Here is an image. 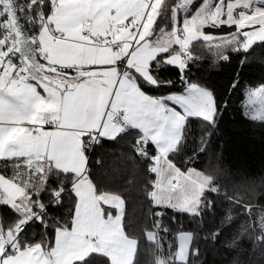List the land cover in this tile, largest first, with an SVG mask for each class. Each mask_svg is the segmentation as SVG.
Masks as SVG:
<instances>
[{"label": "trees", "instance_id": "1", "mask_svg": "<svg viewBox=\"0 0 264 264\" xmlns=\"http://www.w3.org/2000/svg\"><path fill=\"white\" fill-rule=\"evenodd\" d=\"M11 1L18 11L29 3ZM236 32L234 25L205 27L206 39H197L187 48L184 78L166 65L156 77L162 86L170 82L174 90L184 89L191 81L210 90L216 98L215 122L188 119L177 143L179 150L175 148L167 156L179 170L193 169L207 177L197 213L153 207L155 176L149 169V159L137 155L140 134L135 130L121 133L115 141L102 139L88 156L96 191L123 198L124 231L129 238L139 240L135 264H177V236L182 232L191 234L186 264H264V120L253 119L242 106L247 90L264 85V40L247 51L232 45L214 46ZM28 33L32 35L29 30ZM175 50L176 46L169 49L168 55ZM167 91V86L152 89V95L161 96ZM148 152H154L151 146ZM21 164L28 165L29 173L34 171L42 180L45 178L36 179V185L33 182L25 192L31 210L40 211L41 201L58 206L41 213L44 225L35 221L27 225L18 244L20 248L40 245L50 249L57 232L72 224L76 199L69 187L73 176L53 167L45 174L42 168L22 158L0 161V174L19 188L25 182L20 171L27 168ZM57 188L66 191L55 199ZM158 211L163 213L161 227L150 232L155 234L153 242L145 240V230L153 229V215ZM18 223L19 217L12 209L0 207L3 232ZM87 264H107L106 257L93 254Z\"/></svg>", "mask_w": 264, "mask_h": 264}, {"label": "snow or ice", "instance_id": "2", "mask_svg": "<svg viewBox=\"0 0 264 264\" xmlns=\"http://www.w3.org/2000/svg\"><path fill=\"white\" fill-rule=\"evenodd\" d=\"M47 2L51 8L53 0ZM195 3L196 0H182V6L189 10ZM202 4L192 12L191 19L186 20L193 29L206 25V14ZM40 7L39 18H34L38 30L35 38L30 40V43L38 45L35 50L28 47V41L12 39L15 33L10 32L6 26L7 14L0 15V32L4 33L0 36V125L6 120L15 121L26 115L34 103L39 102L48 106L45 113L38 117L33 116L28 121L33 127L27 129L25 137L17 141L13 156L9 158L32 155L42 164L44 156L51 148L65 156L73 169L79 167L82 160V170L79 172L73 170L71 175H78L81 178L79 182L81 192L86 193L90 190L92 197L97 199V204L93 205L85 197V217L91 220L99 204L114 210L108 212L105 217L104 208H100L103 228L110 234L107 243L111 251L106 254L107 264H135L139 240L129 238L124 231L121 215L123 198L112 193L96 191V185L90 175L85 145L101 143L102 139L115 141L121 133L129 129L135 130L141 137L137 143L143 146V151H138L137 155L142 154L148 158L153 176L162 179L164 173L153 167L158 161L157 152L163 150L161 144L166 143L181 125H186L188 119H207L209 123H214V114L205 117L193 113H202L209 107L215 113L218 110L215 95L200 85L192 84L191 81L182 90H174L170 82L163 86L160 84L156 77L158 72L163 70L162 65L180 73L182 79L187 68V65L182 66L180 62L169 59L165 42L160 39L155 41L157 45L155 48L152 47L153 42L150 40L146 50L140 49L137 52L130 47L124 56H120L110 65L70 62L63 44L71 40L69 31L73 27H79L80 35L83 37L87 31L83 27L84 20L81 16L70 14L69 23L63 27L55 23L49 25L44 22L50 20L51 13H45L42 4ZM115 12L116 9L113 8L108 14L111 16ZM161 12L162 10L157 11V20ZM91 18L92 14H87V19ZM135 19V13H126L123 23L126 26L129 21ZM149 20L150 12L144 9L143 18L140 20L141 31ZM179 23L177 19L175 24ZM155 25L156 21L152 20L151 28L154 29ZM16 31L18 32V29ZM131 31L129 29L130 34ZM152 34L149 30V35ZM104 37L107 38V32L104 33ZM144 39L147 40V37ZM89 40L95 43L91 35ZM243 50L247 51V48ZM145 51L151 55L145 57ZM113 72L114 77L106 75ZM165 86L168 87L166 94L159 97L152 95V89ZM5 94L9 98H6ZM243 99L244 107L259 105L264 109V85L259 89L247 90ZM2 131L3 128L0 127V132ZM41 133L47 135L42 137ZM150 146L154 148L151 155L148 152ZM176 150H179V144ZM168 155L170 157L171 153ZM153 187L155 188L156 184ZM54 195L62 197L63 192L57 188ZM73 195L75 196L76 192H73ZM105 196L110 199L105 200ZM60 202L62 203V200ZM159 205L160 200L154 199L153 207ZM57 206L45 205L41 201V211L45 213ZM162 215L163 213L159 211L156 213L158 218ZM33 218L37 224L44 225L42 216L37 217L34 213ZM156 227L158 225L154 224L153 229L145 230V240H149L148 233ZM154 239V236L151 237V241ZM100 242L97 239V243ZM92 255V252H88L80 257V264H87ZM177 264L180 262L177 261Z\"/></svg>", "mask_w": 264, "mask_h": 264}, {"label": "crops", "instance_id": "3", "mask_svg": "<svg viewBox=\"0 0 264 264\" xmlns=\"http://www.w3.org/2000/svg\"><path fill=\"white\" fill-rule=\"evenodd\" d=\"M113 8L117 10V8L112 5L106 12V9H101L98 7V1L96 0H53L52 14L50 15L49 20L50 25L51 23H55L57 26L63 27L69 23L70 14L81 16V19L84 20L83 27L89 30L91 32L92 38L99 42V44H93L89 38H86L84 35L81 37L79 27H73L71 31H69L71 40L63 44V47L67 51V59L70 62L78 64L110 65L120 56H124L130 47L137 52H139L140 49L146 50L148 48V41L150 37L149 30H151L153 33L151 23L149 25L146 24L147 28L146 25H144L142 31L140 30V21H129L125 26L123 23L125 16L122 20L117 17L121 12H115V14L111 16L108 14ZM122 9H124L127 14H133L130 12L133 10V8L130 10H127L126 8ZM162 9L163 7L160 5L158 9L154 10L155 13L153 20L156 22V13ZM136 10L138 12L142 11L143 5L138 4ZM89 13L92 14L91 20L87 19V14ZM126 13L123 12V14ZM137 17L138 16L136 14V18ZM137 26L139 27V31H137ZM129 29L132 30L131 34ZM105 32H107L106 39L104 37ZM138 32L139 34H137ZM259 32L261 38H259L258 41H263L264 30ZM145 37H147V40L144 39ZM164 46L168 49V44L165 43ZM152 47H157L155 42L152 43ZM150 55V52H144L145 57ZM134 59H136V57H134ZM172 59L173 57H171V60ZM106 75H112L114 77L115 74L113 72L106 73ZM5 96L6 98H9L6 94ZM47 110V105L39 104V102H37L31 106L29 112L26 115L17 118L15 121L6 120L3 125H0V127L3 128V131L0 132V161L5 159L10 160L9 157L13 156V150L16 148L17 141L25 137L29 125H33L28 121H30L33 116L38 117ZM52 110L54 111L55 109ZM182 129L183 125H181L180 128L176 130L174 135L168 139L166 143L161 144V148L163 150L157 152L159 155L158 161L153 165V167H156L159 171L164 173L162 179L159 178V176H155L154 184H156V187L153 191V200L158 198L161 201L163 199V193L158 194V189L159 193L164 190L167 205L170 203L169 200H172L174 195V190L172 191L171 188L174 186L179 187V180L182 181V179L179 178H184L186 176L185 171L179 170L167 160L168 153L175 150L177 143L181 138ZM40 135L43 137L46 136L47 133H41ZM140 138L141 137H139V139ZM41 151H43V149ZM138 151H143V146L140 144H138L137 147V152ZM17 158L24 159L25 163L35 165L38 167V169L42 168L45 174L46 172L48 173L49 167H53L54 169L67 173H72L73 170L79 172L83 168L82 160L80 166L73 169L71 163L65 156L59 154L51 148L48 149V154L44 156L42 164H40L32 155H28L27 157L19 155ZM79 182H81V178L78 175L73 176L71 190L76 192V207L72 218L71 227L67 230L64 229L57 232L54 246L47 250L40 245H35L33 247L20 248L17 251L11 250L10 253L4 255V246L8 241H10V237L7 238L8 234L4 236L5 233H2L0 230V264H73L74 262L80 261V257L86 255L88 252H92L93 254L99 252L101 253L99 255L106 257V254L111 251V247L107 243L110 238V234L104 230L100 219V208H104V205L99 204V206L96 207L95 214L91 220L87 219L84 213L85 197H87L89 202L93 205L97 204V199L92 197L90 190L86 193L81 192L79 188ZM182 182L184 186L188 187L190 190V182L187 183L186 180H183ZM2 183L7 185L0 175V197H4L6 195V192L1 189ZM8 187L18 196H24V191L17 185L12 186L10 183H8ZM204 188V184L200 183L198 191L199 193L197 192L198 195L202 196ZM169 196H171L170 199H168ZM104 199L107 200L110 198L105 196ZM11 201L13 204L16 202L19 203L17 199H11ZM159 207L165 208L168 206L165 204H160ZM110 211L114 210L110 208H104V216L106 217L107 213ZM153 236L155 237V234L150 233L149 239L151 240V237ZM177 238L179 242H187L188 247L190 246L191 238L188 235L181 234L179 237L177 236ZM97 239L101 242L97 243ZM187 254L188 252H186L185 255ZM184 257L187 259V256ZM182 259L184 258H178V252L176 251V260L179 262L186 261Z\"/></svg>", "mask_w": 264, "mask_h": 264}, {"label": "rangeland", "instance_id": "4", "mask_svg": "<svg viewBox=\"0 0 264 264\" xmlns=\"http://www.w3.org/2000/svg\"><path fill=\"white\" fill-rule=\"evenodd\" d=\"M98 1V7L101 9L107 10L110 6L114 5L117 8L116 13H120L117 17L119 19H123L126 11L122 8H126L127 10L132 9L130 12L137 14L136 21H140L143 18L144 9H148L150 12V20L147 25L151 23L154 19V10L158 9L161 5L163 7L160 18L157 20L155 28L153 29V34L150 35L149 40L153 43L157 40H163L166 44H168V49H172L173 46H176V50L169 53V59L173 57L172 60L180 62L182 66L188 59L187 48L188 46L197 39H206L205 34L203 33V29L205 27H217L220 25H234L237 27V32L230 36L226 37L222 40L214 43L216 48L224 47L228 45L237 46L238 48H248L249 46L256 43L260 36L259 31L264 30V0H196V3L192 5L191 10L182 6V0H96ZM203 3V4H202ZM138 4L143 5V10L138 12L136 7ZM200 4L204 8V12L206 14V25H200L193 29L189 24L186 23V20L191 19V14L195 11L196 7ZM175 5V7H174ZM158 6V7H157ZM119 8V9H118ZM152 13V14H151ZM161 19L164 22H161ZM179 19L180 23L175 24L176 20ZM166 21V22H165ZM161 23V25H158ZM175 24V32L173 31V26ZM146 25V28H147ZM137 31H139V27L137 26ZM210 37H208V41ZM182 53L186 54L185 58H182ZM258 87L257 89H259ZM159 97V96H158ZM250 116L255 120H264V109H261L259 105L254 107H246ZM213 110L209 107L205 109L202 113H193V115H203L205 117H211ZM208 121L207 119H203ZM24 167L22 168L20 173L24 176L25 182L23 186H20L24 191V196H18L16 193L12 192L8 187V183L12 186H15L13 181L5 176L1 177L7 183H2L1 189L6 192L4 197H0V207L6 206L13 210V212L19 217V223H25L30 218L29 214L26 212H20L15 204L12 203L11 199H17L20 203V206L25 210L30 207L28 200V195H25V192L31 189L33 186V182L37 183V180H42L38 173L32 171L29 173L27 170L28 165L21 164ZM185 177H181L179 179L186 180L187 183L190 182V190L188 187L184 186L183 182L179 180V187L174 186L172 189L174 195L172 200H169V204L167 205L165 199V191L162 190L158 194L163 193V199L160 201V204L171 207L180 212L187 213H197L201 204V196L198 195L199 184L203 183L204 186L208 184V179L204 175H201L200 172L195 170H187L185 171ZM45 178L43 177V180ZM42 180V181H43ZM24 187V188H23ZM198 192V193H197ZM171 195V194H170ZM171 196L168 197L170 199ZM0 230L2 233L8 234L7 238H11V234L8 231L3 232L2 226L0 224ZM183 235H188L191 238V234L187 232H182L178 235V237ZM20 239V238H19ZM188 243L179 242L177 238V246L176 251L178 252V258H184L182 260H186L184 256L186 252L189 251ZM20 249V246H19ZM51 249V248H50ZM188 249V250H187ZM48 250V249H47ZM160 264V263H159Z\"/></svg>", "mask_w": 264, "mask_h": 264}, {"label": "built area", "instance_id": "5", "mask_svg": "<svg viewBox=\"0 0 264 264\" xmlns=\"http://www.w3.org/2000/svg\"><path fill=\"white\" fill-rule=\"evenodd\" d=\"M41 4L43 5V11L45 13L50 12L52 14V7L49 8L47 0H31V2H29L25 6H22L20 8V11H18V17H19L20 22L25 26V28L27 29V32L29 30L32 33V35H29L31 39L35 38L36 32L38 30L36 19H34V18H37V19L39 18V13L41 11V7H40ZM19 13L21 16H19ZM0 15H4V12L1 9V7H0ZM44 23L50 25L49 21H45ZM6 26H8L7 20H6ZM3 35H4V33L1 32V36H3ZM89 35H91V32L89 30L85 31L84 36L86 38H89ZM93 40H95V43H93V44H99V42L96 39H93ZM185 57H186V54L182 53V58H185ZM32 127H33V125H29L28 129L32 128ZM96 145L97 144H92L91 146H89L87 144L85 145V152L88 156L91 154V152L93 151V149ZM158 157H159V155H158ZM85 171H87V170H85ZM153 185H154V182H153ZM69 189H71V186L69 187ZM61 191L64 193L66 191V189H62ZM58 197L59 196H56L55 199H57ZM152 199H153V194H152ZM15 205L20 212L28 213L30 218L25 223H18L16 225H14L9 230V232L11 234V238H10V241H8L4 246V250H3L4 255L10 253L11 250L12 251H14V249H15V251L19 250L18 240L24 234V232L26 230V226L29 225L31 222L35 221V219L33 218V214L35 213L36 216L39 217L41 215V213L43 212L41 210L38 212H33L30 207L25 210L17 202L15 203ZM162 220H163L162 216L158 218L156 216V213L153 215L152 228H153L154 224L158 225V227H156L153 231H156V229L161 227ZM29 221H31V222L29 223Z\"/></svg>", "mask_w": 264, "mask_h": 264}, {"label": "water", "instance_id": "6", "mask_svg": "<svg viewBox=\"0 0 264 264\" xmlns=\"http://www.w3.org/2000/svg\"><path fill=\"white\" fill-rule=\"evenodd\" d=\"M0 7L3 10L4 14H7V21L9 31L15 33L12 35V39H22L28 41V47L35 50L37 47L36 44L30 43V36L27 32L25 26L20 22L18 17V10L11 0H0ZM18 29V32L16 31ZM87 70V69H86Z\"/></svg>", "mask_w": 264, "mask_h": 264}]
</instances>
